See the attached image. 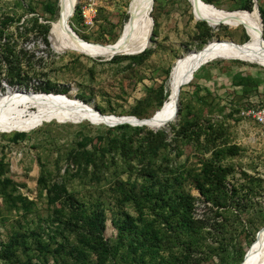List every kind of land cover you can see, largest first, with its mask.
<instances>
[{
  "label": "rangeland",
  "instance_id": "rangeland-1",
  "mask_svg": "<svg viewBox=\"0 0 264 264\" xmlns=\"http://www.w3.org/2000/svg\"><path fill=\"white\" fill-rule=\"evenodd\" d=\"M201 1L217 10L238 11V0ZM129 2L76 0L67 24L87 44H112L121 36ZM252 2L256 8L264 9V0ZM45 5L53 7L52 15L45 11ZM60 7L61 0L58 6L57 0H0V47L5 40H13L15 50L22 49L21 72L33 69L37 73L36 78L27 81V88L9 87L0 75V97L17 91L42 94L31 87L41 83L49 89L48 95H64L101 115L145 119L166 100L170 71L178 59L200 50L209 41L240 45L249 38L242 26L220 24L210 28L203 21H195L189 0H153L151 42L149 48H143L149 53H139L133 55L134 59L119 63L70 51L56 53L48 41V47L43 45L40 35L28 34L24 39L17 33L23 21L31 19L52 29ZM258 20L264 39V21L259 13ZM135 30L137 24L132 33ZM262 108L264 67L240 57L203 64L192 80L180 88L174 120L160 129L141 126L165 135L154 164H150L157 168L153 174L138 164L132 153L125 162L122 151L110 146L112 139L130 136L125 145L127 152H132L143 135L133 132L136 126L126 124L129 129L121 131L116 128L118 125L52 120L27 132L0 130V189L4 186L6 194L12 196L5 199L0 194V251L23 234L12 257L0 256V264H95L93 254L80 261L69 255V249L78 246V241L89 233L74 215L76 211L83 212L85 218H91L92 211L103 214L100 236L111 249L104 264H137L139 251L134 248L138 245L130 239L119 243L111 225V219H121L124 214L137 225L141 218L154 221V228L162 233L157 253L140 264L153 260L177 264V237L145 203L119 200V192L137 193L142 172L151 177L144 180L155 184V188L166 184L164 181L169 187H177L173 182L177 173H194L216 148L223 146H232V152L213 161L231 170L224 182L225 210L205 202L188 177L182 174L179 180V190L191 202L189 216L197 229L192 233L195 241L190 243L187 264H238L237 256L242 255L243 259L246 248L250 246V250L254 236L264 226V132L246 114ZM210 125L215 129L213 133L196 136L197 131L208 130ZM15 134L22 137L15 138ZM182 134L185 139H181ZM84 151L93 161L86 168L77 163L87 159ZM244 174L251 179L244 178ZM232 186L238 191L236 197L247 198L249 212L233 208ZM65 220L71 224L64 225ZM183 239L190 242L192 238Z\"/></svg>",
  "mask_w": 264,
  "mask_h": 264
},
{
  "label": "trees",
  "instance_id": "trees-1",
  "mask_svg": "<svg viewBox=\"0 0 264 264\" xmlns=\"http://www.w3.org/2000/svg\"><path fill=\"white\" fill-rule=\"evenodd\" d=\"M58 2L59 0H57V6H58ZM252 6H253L252 0H238V7H237L238 11L236 12H241L244 14L251 13L254 10V8L251 10ZM44 9L50 15H52L54 12L53 7L50 5H45ZM257 10L262 21H264V9L257 7ZM74 15H76V13H74ZM135 24H136V20H135ZM124 26H126V21L124 22ZM127 28L128 27H126L125 30H123L124 29L123 27L122 31L125 32ZM17 33L20 36H22L24 39L27 38L28 34L40 35V40L43 43V45L45 47H48V43H50L49 45L51 46V40H50L52 34L51 26H49V30H48V26L37 24L36 19L27 20L25 22L23 21L22 27L19 31H17ZM46 37H48L49 40L46 39ZM210 42L211 41L207 42L205 45L209 44ZM148 53H149L148 50H143V52H141V55H146ZM21 54H22V49L16 51L15 42L13 40H5L1 44L0 75H3V77L5 78L6 85L9 87L21 85L27 88L28 87L27 81L32 78H36L37 76V73H35L33 69L30 70L29 72L28 71L21 72L20 67H23L22 65L23 62L21 63L20 62L21 60L19 59L23 57ZM136 54H138V52ZM135 57L136 56H113L109 61L110 63H119L123 60L134 59ZM2 67H4V72H2ZM29 74L30 76H28ZM31 87L33 88V90L39 91L42 94H48L50 92L49 89L45 88V86H42L41 83H37L35 85L32 84ZM55 95H59V94H55ZM168 97H169V89L166 100L168 99ZM163 103L160 105V107L157 110H155L147 118L152 117L153 114L162 107ZM177 114L178 112H176V115ZM128 125L121 124L118 125L116 128L123 131L129 129ZM214 130L215 129L212 128V125H210L208 127V130L201 129L197 131L198 134L196 136L200 134L204 136H208L209 133H213ZM133 132L135 133L141 132L143 133V135L140 138H138V144L136 145L134 150H132V152H127L128 146L125 145V143L131 139L130 136L122 135L119 139H112V141H110L111 142L110 146H113L115 149H120L122 151L125 162L129 161V155L130 153H132V155L136 158L138 164L145 165V167L149 171V174L155 173V170L157 168H152L150 164H154L153 158L157 155L159 149L161 148L159 143L163 142V137L165 136L163 134V131L152 133L151 131L143 127H134ZM182 135L184 136V134ZM183 136L181 137V139L186 138L185 136L184 137ZM14 137L18 138V137H22V135L15 134ZM162 147H164V145ZM232 150H233L232 146L218 147L216 148V150H214L211 153L212 157L209 160L205 161L201 165V167L198 168V170H196L194 173H189L188 175L183 173H177V176L173 178V182L177 183V187H169L171 185L166 181H164L166 184L158 185V187L155 188V184L147 183V181L144 180L145 179L144 177H147L148 179L149 176H146L147 174L142 172L141 176H143V179L141 181L142 183L139 184L137 193H133L131 191L119 192V198H118L119 200L122 201L137 200L138 203H145V205H147V207H149L153 211L158 221L162 222L165 228L170 233L174 234L177 237V248H179V252L177 253V264H187L190 257L188 253L189 247L195 241V238H193L194 235L192 233L197 232L196 225L189 216L191 202L188 196H186L182 191L179 190L180 187L179 180L181 179L182 174L184 175L183 176L184 178L188 177L193 185V188L199 193V195L203 198L205 202L210 203L211 207H216V209H219L220 207L223 210H225L226 208L225 198L227 197V194L225 191L224 182L229 177L231 170L227 167L215 163L213 161L214 160L213 158L222 155L225 156L230 152H232ZM102 151L103 150H101V152ZM83 155L87 159L77 160V163H80L82 167L86 168L88 163H93V161L88 159V157L90 158L89 152L84 151ZM243 176L246 179H251L245 174ZM154 180L155 182H158L157 179ZM232 188L233 189L231 190V192L233 196L231 197V201H233L234 203L233 208H235L237 211H242L246 213L249 212L251 210L250 208L251 205L248 202L247 198L240 199L236 197L238 191L236 190V188H234V186H232ZM0 194L5 199L12 197L6 194L4 186H1ZM13 199L14 197L12 198V200ZM50 201L53 202L52 200ZM92 212L90 215L91 218H87V217L85 218V216H83L84 215L83 212L81 211L78 212L76 211V213L74 214L75 216L77 215V218L78 219L80 218L79 220L83 221V223L87 226L89 233H87V236L85 235L84 237L81 238V240L78 241L77 244L78 246L75 245L69 249V255L73 259H77V261H80V260H85L87 255L93 254L96 258L95 264H104L111 253L110 247L100 236V233L104 227L105 220L103 214L100 211H96V212L92 211ZM70 224L71 222L69 220L64 221V225H70ZM111 225L114 227L116 231V237L119 243L122 242L124 239H130L131 241H133V243L135 242L138 245L139 248H134L135 250L139 251V255L136 258L137 264L143 263L144 259L152 258V256L157 253L158 240L159 237L162 235V233L158 232L157 229L154 228V221L147 220L146 218L143 219L141 218V220H139L138 223L139 226H138L137 224L134 223V219L124 214L121 219L118 218H116L115 220L111 219ZM186 236L192 238L190 242L185 241L183 239ZM22 237L23 234L19 236L17 235V238L15 240H11L6 245H4L2 247V250L0 251V256L1 257L5 256V258L7 257L11 258L14 250L18 248V243H19L18 239H21ZM254 241H255V236H254V240L250 244H252ZM129 246L130 247L133 246L132 242L129 243ZM252 246L253 244L251 245V247ZM249 247L250 246L246 248L244 256L248 251ZM220 249H222V247ZM252 252L253 251H251V254ZM240 256L242 257V255H239L237 256L236 259L238 264H241L244 259V256L243 259H241ZM150 264H160V263L153 260Z\"/></svg>",
  "mask_w": 264,
  "mask_h": 264
},
{
  "label": "bare ground",
  "instance_id": "bare-ground-1",
  "mask_svg": "<svg viewBox=\"0 0 264 264\" xmlns=\"http://www.w3.org/2000/svg\"><path fill=\"white\" fill-rule=\"evenodd\" d=\"M139 1L142 2V10H145L150 0ZM75 2V0H61L60 14L57 21L52 25L50 38L54 52L63 53L70 51L86 56L108 59L114 55H120L127 50L136 52L150 46L148 43L150 24L147 13L143 11L136 18V32L132 33L135 29V21L125 31L127 36L123 46H118L120 38L112 44L103 46L87 44L79 37L77 38L81 42L72 39L67 34L64 24H67ZM189 2L192 6L191 11L195 21L208 22L207 24L211 28H215L220 24L233 28L242 26L249 38L244 44L237 45L239 47H235V44L232 45L230 42H214L205 45L199 51L190 52L178 59L172 71H170L169 97L162 107L150 117L153 120L146 125L149 129L164 128L168 123L173 121L166 122L172 116L175 106H177L180 88L192 80L193 74L198 70V68H195L198 64L203 65L219 58L235 59L236 57H240L248 62L264 67V39L261 35V24L255 8L253 12L243 14L236 11L226 12L217 10L204 4L201 0H189ZM104 46L112 47L106 48ZM183 80L185 82L180 83ZM52 120L69 123L89 121L108 127L115 126L118 123L129 124L130 126L137 124V121L131 117L124 116L117 119L112 115L105 116L98 114L87 105L79 101L70 100L62 95L34 94L17 91L8 92L6 95L0 97V130L2 131L27 132L40 126L43 122ZM253 246L254 250L245 264H264V227L255 236ZM252 247L246 252L243 262Z\"/></svg>",
  "mask_w": 264,
  "mask_h": 264
},
{
  "label": "water",
  "instance_id": "water-1",
  "mask_svg": "<svg viewBox=\"0 0 264 264\" xmlns=\"http://www.w3.org/2000/svg\"><path fill=\"white\" fill-rule=\"evenodd\" d=\"M76 1V0H75ZM195 1H197V0H195ZM141 1H139V0H130V2L128 3V8H127V12H126V14H127V18H126V26H124V29L123 30H125V28L126 27H128V26H131L132 25V23H133V21H135L136 20V18L138 17V15H139V13L141 12V11H143V12H145V13H147V15H148V20H149V24H150V26H149V36H148V43L150 44V34H151V26H152V20H151V17H150V11H151V7H152V4H153V0H150L149 1V5L145 8V10L143 9L142 10V8H141ZM253 8H255V10H256V12H257V14H258V11H257V8H256V6H253ZM73 10H74V6H73V8H72V11H71V13H70V15H69V17L73 14ZM68 22V21H67ZM64 27H65V30H66V32H67V34L72 38V39H74V40H76V41H78V42H81V40H79L78 38H77V36L74 34V32L70 29V27L67 25V24H64ZM124 31H122V34H121V36H120V42H119V44H118V46H123L124 44H125V41H126V36H127V33L126 32H124ZM46 39H47V37H46ZM48 41V40H47ZM232 45H234L233 43H231ZM104 47H112V46H104ZM103 47V48H104ZM235 47H239V46H237V45H235ZM149 48V47H148ZM147 49V48H146ZM143 50H145V49H142V50H140L139 52H138V54L139 53H141V52H143ZM133 55H136V52H131V51H126V52H124V53H121L119 56H133ZM114 56H117V55H114ZM113 57V56H112ZM112 57H109V58H112ZM108 58V59H109ZM238 60V59H237ZM200 66H202L201 64H198L195 68H199ZM189 79H190V77H189ZM185 81L183 80V81H181L180 83H184ZM177 100H178V98H177ZM178 102V101H177ZM97 112V111H96ZM176 112H177V106H175V109H174V112H173V114H172V116L169 118V119H167V121L166 122H169V121H171V120H174V118H175V116H176ZM98 113V112H97ZM99 114V113H98ZM117 119H119L120 117H116ZM131 118H133V117H131ZM134 120H136L137 121V124H135L134 126H136V127H141V126H144V127H146V125L148 124V123H150L152 120H153V118H148V119H136V118H133ZM121 124H124V123H118V124H115V126H117V125H121Z\"/></svg>",
  "mask_w": 264,
  "mask_h": 264
},
{
  "label": "built area",
  "instance_id": "built-area-1",
  "mask_svg": "<svg viewBox=\"0 0 264 264\" xmlns=\"http://www.w3.org/2000/svg\"><path fill=\"white\" fill-rule=\"evenodd\" d=\"M246 114L250 115L251 118L256 122V124L264 132V108L259 109V110H249V111H247Z\"/></svg>",
  "mask_w": 264,
  "mask_h": 264
}]
</instances>
